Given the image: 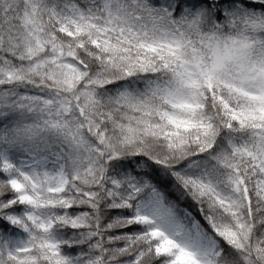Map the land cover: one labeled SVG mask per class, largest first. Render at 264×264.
I'll use <instances>...</instances> for the list:
<instances>
[{
    "label": "snow or ice",
    "instance_id": "6c2138e0",
    "mask_svg": "<svg viewBox=\"0 0 264 264\" xmlns=\"http://www.w3.org/2000/svg\"><path fill=\"white\" fill-rule=\"evenodd\" d=\"M0 264H264V0H0Z\"/></svg>",
    "mask_w": 264,
    "mask_h": 264
}]
</instances>
